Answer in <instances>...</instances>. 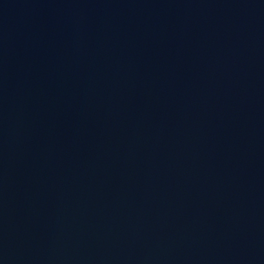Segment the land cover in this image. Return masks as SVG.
<instances>
[{"label": "water", "instance_id": "obj_1", "mask_svg": "<svg viewBox=\"0 0 264 264\" xmlns=\"http://www.w3.org/2000/svg\"><path fill=\"white\" fill-rule=\"evenodd\" d=\"M0 264H264V0H0Z\"/></svg>", "mask_w": 264, "mask_h": 264}]
</instances>
